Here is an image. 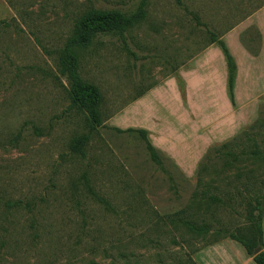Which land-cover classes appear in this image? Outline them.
I'll return each instance as SVG.
<instances>
[{"label": "rangeland", "instance_id": "obj_1", "mask_svg": "<svg viewBox=\"0 0 264 264\" xmlns=\"http://www.w3.org/2000/svg\"><path fill=\"white\" fill-rule=\"evenodd\" d=\"M142 1L0 0V264H245L229 234H245L246 203L264 199V101L192 174L152 152L149 134L125 117L264 0H145V17L122 36L98 35L78 59L80 77L102 95V123L71 147L88 116L70 105L57 52L84 9L129 13ZM241 39L255 48L256 31ZM224 142L236 159L214 152ZM261 224L264 251V215Z\"/></svg>", "mask_w": 264, "mask_h": 264}, {"label": "crops", "instance_id": "obj_2", "mask_svg": "<svg viewBox=\"0 0 264 264\" xmlns=\"http://www.w3.org/2000/svg\"><path fill=\"white\" fill-rule=\"evenodd\" d=\"M250 28L257 34L253 49L241 39ZM218 38L236 64L233 101L227 91L225 57L220 47L210 42L134 99L127 108L128 123L122 120L127 126L145 130L152 145L174 159L186 174L194 172L211 145L228 139L249 122L264 101V3ZM245 257V264L253 261ZM221 261L236 264L227 258Z\"/></svg>", "mask_w": 264, "mask_h": 264}, {"label": "trees", "instance_id": "obj_3", "mask_svg": "<svg viewBox=\"0 0 264 264\" xmlns=\"http://www.w3.org/2000/svg\"><path fill=\"white\" fill-rule=\"evenodd\" d=\"M145 0L141 6L134 12H123L119 10H100L94 7H88L73 21L71 32L66 36L61 48L58 50L56 58H58V66L61 74L66 75L69 79L70 88L68 91L70 105L79 111H83L88 116L89 131L85 135L76 136L71 141L72 149L84 146L90 138L91 133L102 123L99 105L102 95L99 89L84 81L79 75V55L82 50L89 47L98 35L119 34L123 35L134 23L141 21L146 13L143 8ZM210 42H215L221 49L227 65V91L231 101H233V81L236 70V64L232 55L223 40L216 35L211 34ZM128 128L126 131H132ZM138 131L146 135V131L138 129ZM229 142H224L221 146L214 148V152L222 158L232 157L236 159V155L229 150ZM148 146L152 152L159 150L151 143ZM210 199L214 202L222 203L223 200L215 195H211ZM248 219L251 220L246 228V233L240 231L237 234H229V237L239 242L246 253L252 258L255 264H264V251L254 253L257 247H262V224L261 220L264 215V199L260 203L256 200L254 205L246 203ZM263 206L262 208H259ZM254 210H259L256 216L253 215ZM191 230H207V224L197 226L193 220L185 219L182 222ZM186 263H190V258L186 259Z\"/></svg>", "mask_w": 264, "mask_h": 264}, {"label": "water", "instance_id": "obj_4", "mask_svg": "<svg viewBox=\"0 0 264 264\" xmlns=\"http://www.w3.org/2000/svg\"><path fill=\"white\" fill-rule=\"evenodd\" d=\"M259 250H260V247H257V248L254 250V253H255V254L258 253Z\"/></svg>", "mask_w": 264, "mask_h": 264}]
</instances>
